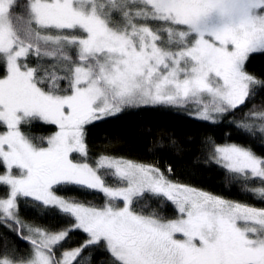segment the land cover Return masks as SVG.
Listing matches in <instances>:
<instances>
[{"label": "snow or ice", "instance_id": "1", "mask_svg": "<svg viewBox=\"0 0 264 264\" xmlns=\"http://www.w3.org/2000/svg\"><path fill=\"white\" fill-rule=\"evenodd\" d=\"M18 6L0 0V226L29 250H9L4 234L0 264H80L101 243L111 264H264V208L174 182L154 164L107 154L89 162L85 142L87 125L127 108L192 105L195 118L215 124L245 104L264 87L246 71L250 55L264 53V0H26L14 13ZM37 121L56 131L37 142L22 130ZM236 127L255 135L244 120ZM206 147L264 200V156L212 137ZM63 185L102 193L104 203L59 196ZM21 197L57 208L71 225L25 222ZM153 199L173 205L175 218ZM74 231L87 239L61 250Z\"/></svg>", "mask_w": 264, "mask_h": 264}, {"label": "trees", "instance_id": "2", "mask_svg": "<svg viewBox=\"0 0 264 264\" xmlns=\"http://www.w3.org/2000/svg\"><path fill=\"white\" fill-rule=\"evenodd\" d=\"M25 3L26 0H18L19 6L14 8L13 12L24 11ZM72 55L75 58L74 50ZM29 62L31 66L36 61L30 58ZM3 71V67H0V75ZM246 71L264 81V53L250 55L246 62ZM253 91L254 95L249 97L245 104L215 124L194 118L184 109L177 107L127 108L115 116L86 126L88 160L94 163L100 154H107L154 164L174 182L210 192L227 200L264 208V200L245 191L242 181L235 180L208 159L206 147V141L212 137L218 144L236 143L250 147L258 156H264V134L253 127V136L236 127V122L242 120L254 125L264 123L262 120L251 119L253 113L264 112V87L256 86ZM245 114H248L247 120ZM22 130L40 142L39 138L51 135L56 128L37 121L31 125H23ZM169 167L172 169L171 173L168 172ZM108 182L114 183L111 178ZM249 183L253 187L259 185V181ZM6 191L7 189L0 188V196L5 195ZM56 194L98 206L104 203L102 193L76 185L58 186ZM148 199L146 196L145 201ZM145 201L134 205L136 210H140ZM18 203L20 218L34 226L59 230L69 227L72 223V220L61 214L57 208L43 206L32 198L21 197ZM151 204L166 218H175L177 215L170 203L153 199ZM150 210L145 209V212ZM4 234L8 237L9 250L15 248L17 255L27 254L29 245L15 232L3 226H0V253L3 252ZM86 239V234L81 231L71 232L61 250L78 247ZM80 264H111V257L101 243L98 247L84 249Z\"/></svg>", "mask_w": 264, "mask_h": 264}, {"label": "rangeland", "instance_id": "3", "mask_svg": "<svg viewBox=\"0 0 264 264\" xmlns=\"http://www.w3.org/2000/svg\"><path fill=\"white\" fill-rule=\"evenodd\" d=\"M181 109H184L185 112H186L187 114H189L190 116H192V117L195 118V115H194V106L189 105L187 108H181ZM260 124H264V123H260ZM260 124L255 125L254 128H257V129L259 130V125H260ZM253 125H254V124H253ZM263 134H264V133H263ZM29 198H30V197H29Z\"/></svg>", "mask_w": 264, "mask_h": 264}]
</instances>
